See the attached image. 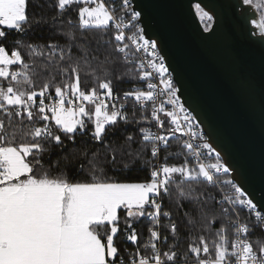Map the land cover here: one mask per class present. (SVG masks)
Returning a JSON list of instances; mask_svg holds the SVG:
<instances>
[{
	"label": "snow or ice",
	"instance_id": "obj_1",
	"mask_svg": "<svg viewBox=\"0 0 264 264\" xmlns=\"http://www.w3.org/2000/svg\"><path fill=\"white\" fill-rule=\"evenodd\" d=\"M241 3L264 38V0ZM195 7L208 32L213 16ZM142 14L133 0H0V264H264V205L221 179L230 168L196 131ZM145 169V182L117 178ZM165 197L185 217L184 251Z\"/></svg>",
	"mask_w": 264,
	"mask_h": 264
},
{
	"label": "water",
	"instance_id": "obj_2",
	"mask_svg": "<svg viewBox=\"0 0 264 264\" xmlns=\"http://www.w3.org/2000/svg\"><path fill=\"white\" fill-rule=\"evenodd\" d=\"M199 3L213 16L208 32ZM158 51L230 179L264 205V38L252 33L256 9L241 0H133Z\"/></svg>",
	"mask_w": 264,
	"mask_h": 264
},
{
	"label": "trees",
	"instance_id": "obj_3",
	"mask_svg": "<svg viewBox=\"0 0 264 264\" xmlns=\"http://www.w3.org/2000/svg\"><path fill=\"white\" fill-rule=\"evenodd\" d=\"M29 14L31 15L33 9L31 4L29 5ZM202 22V21H201ZM202 24L204 25V22H202ZM6 30V29H5ZM7 31V30H6ZM11 33L9 34V39L8 42L9 43V47H11ZM36 35L40 36H47V32H42L41 30L37 29L36 30ZM129 88V83H125V82H116L115 83V91L116 93H120L123 94V92L125 90H127ZM54 92V91H53ZM128 112L129 115L131 116L132 113V107L128 108ZM137 112H139V110H137ZM139 118V115H137V119ZM145 126H147V124H145ZM117 134L119 135V132H117ZM87 137H81V136H77V143H79L82 139H86ZM181 140H183V138H180ZM70 150H71V146H70ZM168 152H179L180 151V146H179V142L177 140H172L170 141V146L167 149ZM165 155V153L163 152V156ZM185 159V157L183 156V154H181L178 158H171L169 159V163H177L179 164L180 162H182ZM75 163V161H74ZM70 173L73 171L72 169L69 170ZM111 175V173H110ZM118 179H120L122 182H145L147 180L150 179V175L147 169H145L144 171H132L130 173H128L126 176L121 173L118 175L117 177ZM227 179H230V176L226 177ZM163 210H171L172 211V218L173 220H175L178 224V229L180 232V238H179V247L177 248V251H184L187 248V245L189 243V240L187 238V232L189 231V229L186 227V223H185V217L183 215L182 210H178L175 206L174 203L170 202L166 197L164 199V209ZM121 217L123 218L124 213L121 212L120 213ZM122 226V225H121ZM137 231L140 233V238H141V243L144 242V240L146 239L147 235H148V227H149V223L148 221L142 220L140 223L135 225ZM194 232L195 235H198V230L193 229L192 230ZM164 234V233H162ZM172 241L169 240V243H171ZM116 245L118 246V248H120L121 253L123 254L124 249L127 247L130 251L133 250V247L131 244L127 243L126 241L121 239L120 234L117 235L116 237Z\"/></svg>",
	"mask_w": 264,
	"mask_h": 264
},
{
	"label": "built area",
	"instance_id": "obj_4",
	"mask_svg": "<svg viewBox=\"0 0 264 264\" xmlns=\"http://www.w3.org/2000/svg\"><path fill=\"white\" fill-rule=\"evenodd\" d=\"M0 27H2V26H0ZM140 27H141V25H140ZM132 31H135V29L134 28H129V30H128V34H131V32ZM144 54L143 53H141V56H143ZM174 81V80H173ZM175 83V82H174ZM53 95H54V92L52 93ZM119 95H122V94H120V93H118ZM181 102V101H180ZM129 107H132V104H131V102H129V105H128V108ZM161 115H163V114H161ZM153 130L155 131V128H153ZM196 131L197 132H199V133H203L204 134V132H203V130L199 127V128H197L196 129ZM178 136H179V134H177ZM204 136H205V138H206V135L204 134ZM181 138H183V139H187V137H181ZM163 152L164 151H162L161 152V158H163ZM205 156H207V153L205 152ZM189 159H191V160H193L194 161V157H189ZM154 163H156V161L154 160L153 161ZM204 162L205 163H208V162H214V154H213V157L211 158V159H204ZM222 162V161H221ZM227 176H230L229 174L227 175ZM226 176V177H227ZM225 176H221V179H227ZM245 215H246V213H245Z\"/></svg>",
	"mask_w": 264,
	"mask_h": 264
},
{
	"label": "flooded vegetation",
	"instance_id": "obj_5",
	"mask_svg": "<svg viewBox=\"0 0 264 264\" xmlns=\"http://www.w3.org/2000/svg\"><path fill=\"white\" fill-rule=\"evenodd\" d=\"M256 2H258V0H254V3H256ZM261 11H264V9H261ZM256 12H257V14H258V18H259L260 12L257 11V10H256Z\"/></svg>",
	"mask_w": 264,
	"mask_h": 264
}]
</instances>
